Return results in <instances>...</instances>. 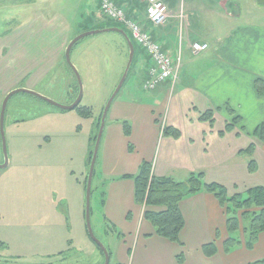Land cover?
Masks as SVG:
<instances>
[{
	"label": "crops",
	"instance_id": "1",
	"mask_svg": "<svg viewBox=\"0 0 264 264\" xmlns=\"http://www.w3.org/2000/svg\"><path fill=\"white\" fill-rule=\"evenodd\" d=\"M163 1L169 19L162 27L149 23L145 2L119 1L121 8L144 25L174 59L178 76L159 86L170 90L156 98L155 104L140 103L134 97L116 100L110 109L101 161V174L106 179L101 201L105 233L118 237V264L264 261V232L248 249L241 229L237 234L240 244L229 253L225 251L229 239L227 213L210 193L200 192L182 201L185 227L180 243L157 236L145 219L146 208L136 202L133 177L144 162L153 165L157 178L186 182L192 174H203L206 183L224 186L230 197L239 194L247 197L249 189L264 188V142L254 136L264 122V96L256 89L258 81L264 86V26L234 29V22L241 19H236L237 6L241 5L239 15L242 16L245 7L247 17L254 15L253 19H257L264 17V1ZM99 12L101 16V4ZM29 30L28 35L32 31ZM223 38L228 40L220 42ZM193 43L208 44L209 49L194 55ZM148 67L149 62L144 78ZM182 81L189 84L183 86ZM208 110L214 112L212 124L201 119ZM234 115L240 117L241 123L227 132L226 126L232 124ZM124 122L131 126L129 137L125 135ZM165 128L178 130L180 135H164ZM252 144L253 154H241ZM252 161L256 166L254 172L249 171ZM212 243L217 253L206 256L203 247ZM180 256L183 262H179Z\"/></svg>",
	"mask_w": 264,
	"mask_h": 264
},
{
	"label": "rangeland",
	"instance_id": "2",
	"mask_svg": "<svg viewBox=\"0 0 264 264\" xmlns=\"http://www.w3.org/2000/svg\"><path fill=\"white\" fill-rule=\"evenodd\" d=\"M101 1L0 0V114L7 95L18 89L30 88L64 106L76 101L80 83L66 61L69 44L109 25L132 36L124 25L100 16ZM116 1L121 7L120 0ZM235 9L236 19H241L234 22V29L264 26V17H247L245 7L239 15L241 5ZM136 48L133 67L116 100L135 97L140 103L155 104L170 89L143 88L148 59L137 44ZM128 61L129 48L119 33L91 35L73 47L71 63L83 86L80 109L89 108L90 115L78 109L62 111L28 94L10 99L4 122L8 167L0 169V264H105V257L87 234L88 159L92 140L99 133L98 123ZM181 84L186 86L189 81ZM104 137L105 132L92 182L91 223L94 234L111 253L110 264H118V237L105 233L101 206L106 191L101 174ZM249 223L246 221V227Z\"/></svg>",
	"mask_w": 264,
	"mask_h": 264
},
{
	"label": "trees",
	"instance_id": "3",
	"mask_svg": "<svg viewBox=\"0 0 264 264\" xmlns=\"http://www.w3.org/2000/svg\"><path fill=\"white\" fill-rule=\"evenodd\" d=\"M110 27L116 26H103L100 27V29ZM135 50L137 55L136 46ZM263 87L260 81L256 83V89L261 96H264ZM77 109L81 110L85 115L91 114L89 108L80 109V107H78ZM228 112L234 114L229 108ZM234 117L232 124L226 126L227 132L231 131V127L241 123L240 117L235 115ZM201 119L212 124L214 122V112L211 110L206 111ZM101 120L102 117L98 123V131L101 126ZM123 126L125 128V135L129 137L131 135L130 124L124 122ZM170 133H174L176 136L180 135L178 130L165 128L164 135H169ZM254 136L264 142V122L258 127ZM96 141L97 135L92 140L93 150L88 159L89 167L91 165ZM254 150L255 145L252 144L247 150L242 151L241 154L251 155ZM255 169V162L252 161L249 165V171L254 172ZM133 180L135 183L136 202L146 208L145 219L153 226L157 236L173 243H180V234L185 227L184 216L180 208L182 201L200 192H207L214 195L226 210L227 230L229 233V239L225 242V251L227 253L236 245L240 244L237 234L241 229H243L245 234V242L248 249L253 248L258 240L259 234L264 232V188L249 189L247 191V197H243V195L240 194L230 197L228 190L224 186L215 183H206L203 174H192L186 182H178L170 178H157L153 174V165L149 162H144L141 165L138 175L134 176ZM87 181L88 179L86 180V186ZM249 220L250 223L246 227L245 223ZM243 222H245L244 225ZM203 251L206 256L212 257L216 255L217 248L216 245L212 243L205 245ZM101 253L104 256L102 251ZM178 260L179 262H183L182 256H180ZM254 264H264V261Z\"/></svg>",
	"mask_w": 264,
	"mask_h": 264
},
{
	"label": "built area",
	"instance_id": "4",
	"mask_svg": "<svg viewBox=\"0 0 264 264\" xmlns=\"http://www.w3.org/2000/svg\"><path fill=\"white\" fill-rule=\"evenodd\" d=\"M147 4V19L154 27L166 25L169 19L168 7L163 0H142ZM101 12L106 19L126 26L136 42L146 53L150 60L147 69V77L144 83L145 90H155L161 84L175 80L178 76V68L174 59L163 50L162 45L154 41L146 28L128 16L126 10L116 5L114 0H102ZM194 55L201 54L209 49L205 43H193Z\"/></svg>",
	"mask_w": 264,
	"mask_h": 264
},
{
	"label": "water",
	"instance_id": "5",
	"mask_svg": "<svg viewBox=\"0 0 264 264\" xmlns=\"http://www.w3.org/2000/svg\"><path fill=\"white\" fill-rule=\"evenodd\" d=\"M119 33L121 34L124 39L126 40L128 47H129V61L127 64V68L124 72L123 78L121 79L116 91L114 92L113 96L111 97V99L109 100L103 116H102V120H101V126L99 129V133L97 135V141H96V145H95V149H94V153H93V157L91 160V165H90V171H89V177H88V181H87V201H86V225H87V232L89 235V238L92 240V242L103 252L104 256H105V264H110L111 262V255L109 250L107 249V247L96 237V235L94 234L93 231V227H92V223H91V195H92V182H93V178H94V174H95V167H96V163L98 160V156H99V149H100V144L106 129V123H107V117L108 114L110 112V109L114 103V101L116 100L117 96L119 95V93L121 92L123 86L125 85L128 76L131 72L132 66L134 64V60H135V55H136V51H135V46L131 40V38L129 37V35L120 28L117 27H110V28H105V29H99V30H95V31H91L88 33H84L78 37H76L67 47L66 50V61L69 65H71V67L73 68L75 75L80 83V92L78 95V98L76 99V101L69 106H64V105H60L56 102H54L51 99H48L32 90H28V89H18L15 91H12L11 93H9L3 103L2 106V110H1V114H0V132H1V138H2V146H3V152H4V157H5V165L0 166V169H5L8 167V155H7V144H6V137H5V129H4V122H5V114H6V110H7V106L8 103L10 101V99L17 94H28L31 96H34L52 106L57 107L58 109L62 110V111H73L75 109H77L83 99V86L81 83V79H80V75L78 74L77 70L73 67L72 63H71V52L73 47L82 39L91 36V35H96V34H104V33Z\"/></svg>",
	"mask_w": 264,
	"mask_h": 264
}]
</instances>
